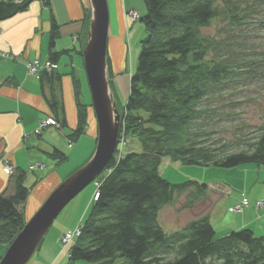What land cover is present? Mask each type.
Listing matches in <instances>:
<instances>
[{
	"label": "trees",
	"instance_id": "trees-1",
	"mask_svg": "<svg viewBox=\"0 0 264 264\" xmlns=\"http://www.w3.org/2000/svg\"><path fill=\"white\" fill-rule=\"evenodd\" d=\"M34 1L0 0V21ZM144 2L145 35L121 114L118 145L97 177L98 197L68 249L67 264H264V236L250 228L217 237L209 214H201L169 233L159 220L163 207L178 195L186 193L184 207L192 209L209 191L208 184L196 180L173 183L165 178L163 158L197 166L264 165V122L251 124L243 117L244 95L264 80V0ZM91 17L90 11L82 56ZM51 22L49 56L55 63L61 54L54 51L60 24L54 16ZM39 75L53 117L65 127L59 95L63 75L56 69H42ZM75 87L74 140L88 125L76 81ZM129 135L138 149L119 154V142ZM50 155L58 162L68 159L59 149ZM25 180L19 172L15 193L0 194V246L8 248L27 222L23 208L30 189Z\"/></svg>",
	"mask_w": 264,
	"mask_h": 264
},
{
	"label": "crops",
	"instance_id": "crops-1",
	"mask_svg": "<svg viewBox=\"0 0 264 264\" xmlns=\"http://www.w3.org/2000/svg\"><path fill=\"white\" fill-rule=\"evenodd\" d=\"M123 8L122 15L126 19V10ZM89 10L90 0H48L47 3L36 0L27 10L0 21V50L8 54L0 58V194H14L16 177L19 172H24L25 185L30 189L25 205L30 217L61 182L92 157L96 149L98 127L95 116L93 119L91 116L88 120L89 126L76 144L87 138L93 145L91 150L89 149V156L78 168L66 172L62 170L63 163L57 165L56 160L50 156L55 149L64 151L67 155L66 150L73 149L71 155L75 154L76 144L72 145L74 142H70L68 136L78 125L75 81L77 83V72H82L83 60L80 50L85 40V18ZM52 16L60 24V37L56 41L54 51L61 54L53 64L63 75L59 95L63 96L65 127H41V122L53 117L47 100L49 92L46 89L44 93L40 75L31 74L28 69V63L36 59L43 64L51 62L49 45ZM117 37L122 39V36ZM114 38L113 40L116 39ZM5 163L13 165L12 173H5ZM63 173L67 176L64 177ZM39 177L43 178V181ZM95 189L94 186L90 191L91 197ZM231 218V221L220 222L222 229L218 237L243 228H250L258 236H264V207L246 208L241 215ZM59 247L56 248L50 264L63 263L67 257L69 246L64 248L59 244ZM48 250L51 253L53 251L49 246Z\"/></svg>",
	"mask_w": 264,
	"mask_h": 264
},
{
	"label": "rangeland",
	"instance_id": "rangeland-1",
	"mask_svg": "<svg viewBox=\"0 0 264 264\" xmlns=\"http://www.w3.org/2000/svg\"><path fill=\"white\" fill-rule=\"evenodd\" d=\"M108 2L110 10L109 32L111 33V36H116V41L113 40L111 36L109 37L107 50L109 66L107 71L110 81V95L121 115L122 113L125 114L126 103L130 92L131 78L138 66L140 42L145 35V26L144 23L140 21V17L145 14L146 7L144 0H115V2H110L108 0ZM120 3H122V5ZM120 7H124L123 10H126V19L122 15V9ZM89 11H92L91 6ZM134 12H139L140 17L138 19L133 18ZM214 24L217 25L218 22H215ZM209 31L214 33L216 27L213 26ZM117 35L122 36V39L117 37ZM115 43L117 45H114ZM81 58L83 60L82 72H77L76 75L77 83L79 85L78 94L82 103L86 106L88 120L91 116L92 119L93 116H95L98 127L95 110L92 104V94L84 65V57L81 56ZM76 93L77 89H75V102L77 109H79ZM243 98L245 100L243 111L245 121L251 124L263 123L264 80L262 83L253 85ZM60 99L63 102L62 94L60 95ZM56 122L57 125L51 126L63 127L57 120ZM87 126H89V122ZM70 135L68 136L69 141L74 142L72 145H75L78 139L74 140ZM119 144V154L131 149H138L137 141L130 135L121 139ZM91 145H93V142L84 138L81 142L75 145V154L71 155L73 149L66 150L70 158L64 162L56 161V164L59 165L63 163L62 165L64 168L62 170L66 172L67 170L74 171L79 167L83 160H86L85 158L89 156L88 152L89 149L91 150ZM50 156L55 160L52 155ZM160 172L165 178L173 183H181L185 180H196L200 183H206L209 185V191L205 199H199L196 202V206L192 209L184 207L188 196L186 193L178 195L173 203L167 204L163 207L159 213V220L166 232L171 233L178 231L193 218H196L201 214H209L218 237L222 229L220 228V222L231 221V217L234 215H241L246 208L249 209L250 207L255 206L258 209H262L264 207V205L262 207H257L258 201H264V165L257 166L255 164H246L229 168L214 165L197 166L186 165L179 161L173 162L168 158H163L160 165ZM65 174L66 173H63V176ZM66 176L67 175L64 177ZM40 180L43 181V178ZM99 180L100 179L97 178L90 183L62 210L47 232L40 249L34 253L27 264H50L54 259L56 248H60L59 244L64 248L71 246L72 242L76 240L79 234L80 225L85 217L86 211L92 204V201H94L95 194L98 192ZM94 186L96 189L91 197L89 194ZM255 200L258 201L255 202ZM245 201L246 204H244L242 208L238 211L233 210ZM254 202L255 204H253ZM25 205L23 211L25 219L28 220L30 215ZM65 235H70L72 237V240L67 244L63 243ZM48 246L50 249H53L52 253L49 252ZM7 249L8 248L5 245L0 246V259L3 257ZM67 263L68 254L67 257L64 258V262L60 264ZM77 264L94 263L81 260L78 261ZM118 264H122V261Z\"/></svg>",
	"mask_w": 264,
	"mask_h": 264
},
{
	"label": "water",
	"instance_id": "water-1",
	"mask_svg": "<svg viewBox=\"0 0 264 264\" xmlns=\"http://www.w3.org/2000/svg\"><path fill=\"white\" fill-rule=\"evenodd\" d=\"M90 6L92 17L83 57L98 122L96 149L92 157L61 182L27 220L24 228L0 259V264H27L30 261L55 219L71 200L102 173L118 145L121 115L109 95L107 78L109 2L108 0H90ZM140 21H143V17Z\"/></svg>",
	"mask_w": 264,
	"mask_h": 264
},
{
	"label": "built area",
	"instance_id": "built-area-1",
	"mask_svg": "<svg viewBox=\"0 0 264 264\" xmlns=\"http://www.w3.org/2000/svg\"><path fill=\"white\" fill-rule=\"evenodd\" d=\"M139 17H140L139 16V12H134L133 13V18L134 19H138ZM7 55H8L7 53H5V52L0 50V58L6 57ZM55 68H56V66L53 63L46 62V63L43 64L38 59L33 61V62L28 63V69H29V72L31 74H39V72L42 69L52 70V69H55ZM50 125H57L56 119L54 117H48L46 120L41 122V127L50 126ZM3 170L5 171V173L10 174V173H12L14 171V167H13V165L5 163V164H3ZM97 197H98V192L95 194V199ZM244 204H246V201L243 204H239L233 210L238 211L240 208L243 207ZM263 205H264V201H258L257 202V207H262ZM79 234H80V230H79ZM71 240H72V237L70 235H65L63 243L67 244Z\"/></svg>",
	"mask_w": 264,
	"mask_h": 264
},
{
	"label": "bare ground",
	"instance_id": "bare-ground-1",
	"mask_svg": "<svg viewBox=\"0 0 264 264\" xmlns=\"http://www.w3.org/2000/svg\"><path fill=\"white\" fill-rule=\"evenodd\" d=\"M114 38V37H113ZM116 38V37H115ZM114 38V39H115ZM115 41H116V39H115ZM114 45H117L116 43L114 44ZM115 48H116V46H115ZM37 60V59H36ZM35 61V60H34ZM31 62H33V61H31ZM30 63V62H29ZM34 75H37V74H34ZM107 78H108V82H110L109 81V77H108V71H107ZM111 94V90L109 89V95ZM111 96V95H110Z\"/></svg>",
	"mask_w": 264,
	"mask_h": 264
}]
</instances>
